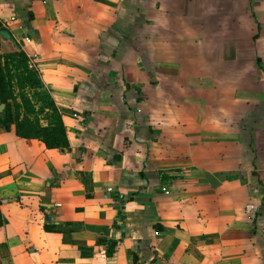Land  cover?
Returning <instances> with one entry per match:
<instances>
[{
	"label": "crops",
	"instance_id": "0c3cea01",
	"mask_svg": "<svg viewBox=\"0 0 264 264\" xmlns=\"http://www.w3.org/2000/svg\"><path fill=\"white\" fill-rule=\"evenodd\" d=\"M18 51L69 147L0 127V264H264V0H0Z\"/></svg>",
	"mask_w": 264,
	"mask_h": 264
},
{
	"label": "trees",
	"instance_id": "16d2710c",
	"mask_svg": "<svg viewBox=\"0 0 264 264\" xmlns=\"http://www.w3.org/2000/svg\"><path fill=\"white\" fill-rule=\"evenodd\" d=\"M18 89V93H16ZM0 127L23 138H38L48 148H68L67 129L40 73L31 68L23 51L0 53ZM42 120L47 124L43 125Z\"/></svg>",
	"mask_w": 264,
	"mask_h": 264
},
{
	"label": "built area",
	"instance_id": "2783aa9c",
	"mask_svg": "<svg viewBox=\"0 0 264 264\" xmlns=\"http://www.w3.org/2000/svg\"><path fill=\"white\" fill-rule=\"evenodd\" d=\"M24 40H25L26 42H30V41H31V38H30L29 36H26V37L24 38ZM28 58H29V65H30V67L36 69L35 60H36V58H37V55H34V56H32V57H28Z\"/></svg>",
	"mask_w": 264,
	"mask_h": 264
},
{
	"label": "water",
	"instance_id": "95a60500",
	"mask_svg": "<svg viewBox=\"0 0 264 264\" xmlns=\"http://www.w3.org/2000/svg\"><path fill=\"white\" fill-rule=\"evenodd\" d=\"M4 107V105H0V108H3Z\"/></svg>",
	"mask_w": 264,
	"mask_h": 264
}]
</instances>
